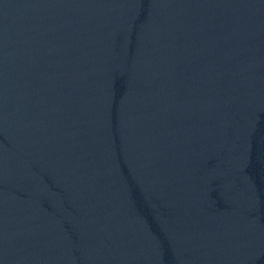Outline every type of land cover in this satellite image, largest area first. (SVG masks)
<instances>
[{
	"label": "water",
	"instance_id": "95a60500",
	"mask_svg": "<svg viewBox=\"0 0 264 264\" xmlns=\"http://www.w3.org/2000/svg\"><path fill=\"white\" fill-rule=\"evenodd\" d=\"M0 264H264V0H0Z\"/></svg>",
	"mask_w": 264,
	"mask_h": 264
}]
</instances>
